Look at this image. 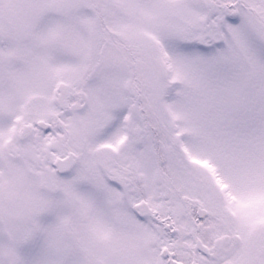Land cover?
Wrapping results in <instances>:
<instances>
[{"label":"snow or ice","instance_id":"1","mask_svg":"<svg viewBox=\"0 0 264 264\" xmlns=\"http://www.w3.org/2000/svg\"><path fill=\"white\" fill-rule=\"evenodd\" d=\"M0 264H264V0H0Z\"/></svg>","mask_w":264,"mask_h":264}]
</instances>
